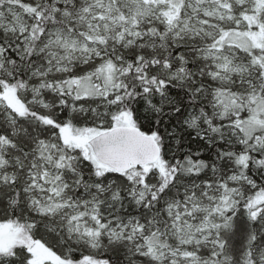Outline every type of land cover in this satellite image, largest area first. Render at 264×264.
<instances>
[{
    "label": "snow or ice",
    "instance_id": "6c2138e0",
    "mask_svg": "<svg viewBox=\"0 0 264 264\" xmlns=\"http://www.w3.org/2000/svg\"><path fill=\"white\" fill-rule=\"evenodd\" d=\"M0 264H264V0H0Z\"/></svg>",
    "mask_w": 264,
    "mask_h": 264
}]
</instances>
